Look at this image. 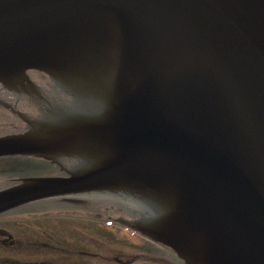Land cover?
Wrapping results in <instances>:
<instances>
[{"label":"water","instance_id":"95a60500","mask_svg":"<svg viewBox=\"0 0 264 264\" xmlns=\"http://www.w3.org/2000/svg\"><path fill=\"white\" fill-rule=\"evenodd\" d=\"M32 71L69 103L0 158L76 167L1 191L0 214L123 197L184 264H264V0H0V84Z\"/></svg>","mask_w":264,"mask_h":264},{"label":"flooded vegetation","instance_id":"af4514ba","mask_svg":"<svg viewBox=\"0 0 264 264\" xmlns=\"http://www.w3.org/2000/svg\"><path fill=\"white\" fill-rule=\"evenodd\" d=\"M31 84H0V139L25 136L31 124L66 106L70 95L44 74L29 72ZM76 162L35 156L0 158V192L31 178L67 177ZM124 198L88 194L31 202L0 214V264H184L176 253L130 228L136 209ZM98 216L109 217L136 238L124 248L97 245ZM123 230V231H122ZM110 232H114L110 231ZM115 233V232H114ZM117 233V234H118Z\"/></svg>","mask_w":264,"mask_h":264},{"label":"rangeland","instance_id":"374dc122","mask_svg":"<svg viewBox=\"0 0 264 264\" xmlns=\"http://www.w3.org/2000/svg\"><path fill=\"white\" fill-rule=\"evenodd\" d=\"M106 218L109 217H104V216H98V225L96 226V241L97 245H106L108 247H120L124 248V240L125 244L128 246L135 245L136 243V238H134L133 234L128 233L127 236L124 238V233L120 232L118 233L121 228L116 227L115 228V223L113 220L107 221ZM114 232H110L113 231ZM123 231V230H122ZM118 233V234H117Z\"/></svg>","mask_w":264,"mask_h":264}]
</instances>
